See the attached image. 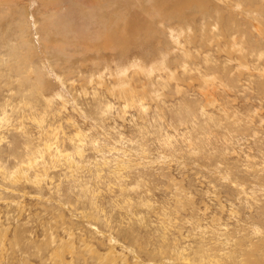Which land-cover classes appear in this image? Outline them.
Returning <instances> with one entry per match:
<instances>
[{"label":"rangeland","instance_id":"rangeland-1","mask_svg":"<svg viewBox=\"0 0 264 264\" xmlns=\"http://www.w3.org/2000/svg\"><path fill=\"white\" fill-rule=\"evenodd\" d=\"M118 1L0 0V264L264 262V0Z\"/></svg>","mask_w":264,"mask_h":264},{"label":"bare ground","instance_id":"bare-ground-1","mask_svg":"<svg viewBox=\"0 0 264 264\" xmlns=\"http://www.w3.org/2000/svg\"><path fill=\"white\" fill-rule=\"evenodd\" d=\"M161 1V3L160 4H158V8L160 9V15L161 16H167L168 18H170V17H174V18H177V17H179V16H183V13H182V11H181V8H179V6H178V0H166V1H163V0H160ZM219 2H221L222 4H224V6H222V5H220L219 6V8H217V9H219V10H221L223 7H228V8H231L232 9V11H237L236 9V7L235 6H241V8H242V11L243 12H246L247 13V15H253V13H255V12H249V11H251V10H253L252 8H254L255 9V11H256V9H260L261 8V6H255L254 7V1L255 0H218ZM256 2V1H255ZM118 3V5H119V8L115 11V13H113V14H111L110 16H106L108 19L107 20H104V21H100L99 23H101V22H104L105 24H108V25H110L111 24V26L110 27H112V26H115L114 24H115V21H116V17L118 16V15H120V14H122L123 12H120V10H128V8H130V2H129V0H120V1H118L117 2ZM230 3L232 4V5H230ZM243 3H244V5H246V6H248V7H246V6H244L243 5ZM258 5V4H257ZM201 6V5H200ZM182 7V6H181ZM218 10V12H220ZM134 10H130L129 12H124L125 14L126 13H128L129 15H130V12H133ZM70 12H72V11H70ZM135 12V11H134ZM165 13H168V14H165ZM124 15V14H123ZM63 16V15H62ZM121 17H122V15H120ZM134 16H137V14H136V12H135V14H134ZM228 17H230V15L228 16ZM124 18H126V17H124ZM136 18V17H135ZM225 18V17H224ZM123 19V18H122ZM130 20L132 19V16H131V18H129ZM56 20V19H55ZM55 20L53 21V22H49V24L47 25V27H46V31L48 32V36L50 37V38H52L53 39V36L51 35V32H53L52 30L53 29H55V27H58V30H62V25H60V23L58 22V23H55ZM124 20V19H123ZM135 20V19H134ZM133 20V21H134ZM138 20H140L139 19V17H138ZM127 21V20H126ZM224 22H225V20H223ZM230 20H229V24H230ZM138 23L137 22H132V21H127L126 22V26L128 27V25L130 26H135V25H137ZM228 24V23H227ZM25 24H22L21 26H24ZM139 25V24H138ZM142 25V24H141ZM125 26V27H126ZM133 26H132V28H133ZM69 27V26H68ZM116 27V26H115ZM115 27H112V28H110L109 29V31H112L113 33H115V29H119V28H115ZM119 27V26H118ZM136 27V26H135ZM138 27H140V25L138 26ZM140 28H142V27H140ZM128 29V28H127ZM134 29H136V28H134ZM66 30V29H65ZM130 30V29H129ZM100 31V30H99ZM124 31H126L125 29H124ZM128 31V30H127ZM60 32H58V34H59ZM124 33V35L127 33L128 34V32H123ZM132 33V32H131ZM102 34V33H101ZM118 34H122V33H118ZM117 34V35H118ZM141 34V33H140ZM53 35H54V33H53ZM56 35V34H55ZM115 35V34H114ZM129 35H131V34H129ZM110 36V35H109ZM116 36V35H115ZM140 36V35H139ZM113 37V36H112ZM111 37V38H112ZM120 37V36H119ZM63 38V37H62ZM100 38V37H99ZM111 38H109V39H111ZM121 38V37H120ZM125 38H126V35H125ZM125 38H123V39H125ZM49 39V38H48ZM122 39V38H121ZM121 39H119V40H121ZM121 40L122 42H125V41H128V40H130L129 39V37H127L126 39H128V40ZM135 39V38H134ZM51 40V39H50ZM85 40V39H84ZM105 40V39H104ZM136 41V40H135ZM134 42V41H133ZM142 42V41H141ZM144 42V41H143ZM139 64V63H138ZM139 66V65H138ZM41 79V78H40ZM43 79V78H42ZM42 81V80H41ZM44 82V81H43ZM244 261V260H243ZM260 261V260H259ZM248 263V262H247ZM237 264V263H236ZM242 264V263H241ZM256 264H264V262H258V263H256Z\"/></svg>","mask_w":264,"mask_h":264}]
</instances>
